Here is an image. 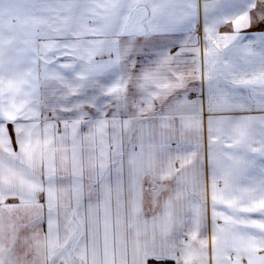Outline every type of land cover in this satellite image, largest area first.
<instances>
[{"label":"snow or ice","instance_id":"snow-or-ice-1","mask_svg":"<svg viewBox=\"0 0 264 264\" xmlns=\"http://www.w3.org/2000/svg\"><path fill=\"white\" fill-rule=\"evenodd\" d=\"M177 2L183 5L180 15H165ZM221 2L242 7L210 20L205 3V75H231L228 82L233 85L258 91V106L264 110V47L255 53L250 45L242 46L246 55L260 57L257 72L239 75L228 60V53L244 39L238 33L252 26L250 13L264 0ZM257 16L264 24V7ZM197 17V0H0V264H144L150 256L156 264H208L209 259L211 264H264V140L254 147L247 134L252 123L264 126V117L237 121L239 138L228 145L245 147L260 163L229 154L237 168L218 173L211 149L220 139L214 135V124L220 122L211 113L219 104L210 90V256L209 241L201 235L205 211L190 199L185 178L186 169L193 166V189L199 187L204 169L202 163L195 165L202 157L198 151L182 153L179 146L170 147L175 121L182 133L198 132L199 121L184 112L195 102L175 95L189 77L172 67L174 57L148 47V41L184 32L186 44L194 40ZM229 22L233 34L218 35L217 27ZM69 37L75 39L69 42ZM252 39L264 45V32ZM193 51L198 57L199 49ZM105 53L108 59H94ZM60 56L72 60L50 68ZM80 96L84 99H70ZM85 106L95 113L83 111ZM49 111L63 124V132L54 131L57 125L44 114ZM58 111L76 115L61 118ZM7 123L13 125L12 134ZM82 125L86 133L80 131ZM12 135L19 151H13ZM255 171L259 177L241 186L240 178ZM221 179L223 188L218 187ZM9 196H18L19 204L6 205ZM45 208L48 230L42 233ZM5 211L23 213L10 218L7 232ZM141 225L151 226L150 242H141Z\"/></svg>","mask_w":264,"mask_h":264},{"label":"crops","instance_id":"crops-1","mask_svg":"<svg viewBox=\"0 0 264 264\" xmlns=\"http://www.w3.org/2000/svg\"><path fill=\"white\" fill-rule=\"evenodd\" d=\"M205 3L209 7V18L214 19L219 17L221 14H231L237 11L242 7L239 3L225 4L221 0H197L198 8V17L195 25L194 32L192 33L194 40L188 41V43H183L187 40L188 34L184 32H173L165 35H157L152 37L148 41V47L155 46L156 48L166 51L169 55L174 57V62L172 67H178L182 72H184L189 78L187 79L186 85L182 89H178L175 95L180 96L181 98L187 97L189 102H195L193 106L191 103L184 108L186 115L194 117L199 121L200 130L197 132L195 129H186L183 131L184 138V150L183 153H188L191 151H198L201 159H197L196 168L203 164L204 176L201 178V184L195 190L193 189V180H194V168L189 166L185 172V178L187 182V187L189 190L190 199L196 203H199L203 206L205 211V224L202 229L201 235L203 238L208 239L209 241V256L211 253V235H212V201H211V176L210 169L208 165L209 157V132H208V120H209V94L211 90L212 96L215 98V102L219 104V107L215 108L211 113L212 117L219 121L220 123L214 124V135L218 136L220 139L212 145V153L216 161L218 173H223L229 170H235L237 165L234 160H229L227 157L229 154H232L234 157H245L246 159L255 158L257 164L260 163V158L256 154L247 151L243 146L228 147L229 144H233L236 139L239 138V133L236 130V122L247 117H264V110H262L258 105L262 99L259 92H253L251 88L233 85L228 82L231 80V75H228L227 78L223 75H216L214 79H208L205 75L207 69L204 65V6ZM183 5L177 2L175 5L170 6L165 15L168 13L173 14L174 16H179ZM259 7V6H258ZM259 8L253 10L250 15L252 16V26L242 28L238 35L244 37L243 40L238 42L237 48L233 49L228 53V60L232 61L235 65L234 71L239 75H244L245 73L257 72L260 69V57L258 55H246L243 50V45H250V48L253 52L259 53L261 48L264 45H261L259 42H254L253 37L261 32H264V24H261L258 21ZM149 14H151L149 12ZM163 22V21H161ZM91 25V21H87ZM216 32L218 35H231L233 34L232 23L220 24ZM75 38L69 37V42L73 41ZM82 39L88 40L92 37H83ZM121 39H126V37H121ZM43 42V41H41ZM143 43V40H141ZM184 48V51H181V48ZM199 49V56L193 49ZM179 53V55H177ZM183 58V59H182ZM96 60H106L108 59L107 53L97 55L94 57ZM138 59L143 60L144 57H139ZM72 60L71 56H60L58 63L54 65H49L50 68L55 69L58 67L59 63H65ZM199 67V71L196 72L194 69ZM64 71V70H61ZM43 92L44 89H41ZM91 91V90H89ZM91 93V92H90ZM226 101V103H225ZM157 111H159V104ZM88 111L92 112L90 109ZM48 116V112L44 113ZM62 118H69V116H61ZM49 118V117H48ZM51 123L56 122L55 119H49ZM20 123H28L27 121H20ZM178 125H175V131L173 133H182L180 129L179 120L175 121ZM6 127L10 134H12L13 125L7 123ZM42 127V126H41ZM55 131L63 132V125L58 124V127ZM80 131L86 133L88 131L87 127L81 126ZM170 134L172 132H169ZM247 134L249 142L253 144L254 147H259V141L264 140V126L260 123H252L247 127ZM12 148L13 151H19L16 143L15 136L12 135ZM126 148H124L125 150ZM175 150V149H173ZM173 153H175L173 151ZM57 163L59 161L57 160ZM179 165H177L178 167ZM252 176L259 177V172H251L245 177L240 178L241 186H250L252 184ZM126 179V177H125ZM85 185L89 183L87 179L84 181ZM207 187V193L205 194L204 189ZM219 188L224 187V181L221 179L218 183ZM87 191V189H86ZM38 200L41 204L44 203V196L41 194L38 197ZM96 197H93L95 202ZM19 198L9 196L4 203L6 205L19 204ZM87 203V197L85 198V204ZM115 213V198L113 197V214ZM23 215L22 212H14L9 214L7 211L3 213V225L4 229L7 232L8 223L10 218L15 220L18 216ZM252 218H259L257 214H251ZM102 217V212H101ZM113 218H115L113 216ZM60 229L61 234L63 233L64 217L61 213L60 218ZM218 225H223V221L219 220ZM42 233H47V209L45 208V217L42 223L39 225ZM141 229V242L145 240L151 241L152 229L151 226L145 227L144 225L140 226ZM102 226H101V243H102ZM25 233L22 232L21 235ZM133 238L132 232L128 233V240L131 241ZM157 249L159 250L160 240H156ZM33 256L29 255L28 260H32ZM36 264H41V260H37ZM144 264H156V261L150 256L145 261ZM167 264H175V261L168 260ZM208 264H211L209 259ZM241 264H247L246 260H243Z\"/></svg>","mask_w":264,"mask_h":264},{"label":"rangeland","instance_id":"rangeland-1","mask_svg":"<svg viewBox=\"0 0 264 264\" xmlns=\"http://www.w3.org/2000/svg\"><path fill=\"white\" fill-rule=\"evenodd\" d=\"M261 7H264V5H260L258 8H259V10H260V8ZM183 59V58H182ZM91 91H88V95H91V93H90ZM72 101H75V100H77V99H80V100H83L84 99V96H80V97H71L70 98ZM87 109H90L92 112H90V111H88ZM157 109H158V105H157ZM83 111H85V112H87V113H89V114H94L95 113V109L94 108H91V107H87V106H85V108L83 109ZM69 116V117H74L75 115H76V113H74V112H60V111H58L57 113H56V116H58V117H61V116ZM48 117H49V119H53L52 117H53V114L49 111L48 112ZM62 118V117H61ZM53 124H56L57 125V127H58V124H61V123H58L57 121L56 122H53ZM63 125V124H62ZM175 125H178V123H175ZM41 126L43 127V125L41 124ZM56 127V128H57ZM54 131H55V129H54ZM169 135L171 136V140H170V147H171V149H176L178 146H179V148H180V151L183 153V150H184V138H183V133H169ZM130 147V145L128 144V141H127V138H125V141H124V148H126L125 149V153H127V150H128V148ZM165 152L167 151L166 149L164 150ZM173 155H175V153H172Z\"/></svg>","mask_w":264,"mask_h":264}]
</instances>
